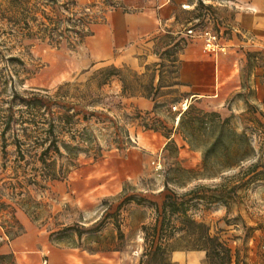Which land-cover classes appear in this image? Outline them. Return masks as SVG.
<instances>
[{"label":"rangeland","instance_id":"obj_1","mask_svg":"<svg viewBox=\"0 0 264 264\" xmlns=\"http://www.w3.org/2000/svg\"><path fill=\"white\" fill-rule=\"evenodd\" d=\"M107 3L0 0V73L8 80L0 86V231L14 227L16 214L23 212L51 231L59 244L114 248L130 264H149L148 252L159 243L153 232L158 214L150 202L162 207L170 195L188 202L189 215L231 249L234 261L239 257L242 263L264 264V102L253 104L254 93L246 90L236 91L224 105L233 111L232 127L249 146L246 158L233 167L221 169L215 161L205 171L198 149L183 151L177 144L166 149L165 136L176 127L180 114L173 107H182L186 98L164 90L157 98L160 108L155 116L123 117L122 104L112 100L115 88L102 84V72L111 66L82 67V45L73 48L78 36L73 31L58 36L74 25L78 30L88 28L103 16ZM73 15L75 24L62 22L56 32L46 30L53 29L47 17L64 20ZM10 57L24 64L9 62ZM14 93L27 99L40 95L47 109H26L17 98L15 115L25 123L19 121L15 131L2 138V117L8 114ZM68 113H79L70 125L64 120ZM50 122L64 153L59 157L52 152L47 159L56 162L57 180L48 178L49 169L39 160L48 145L43 141L50 139ZM78 142L86 152L69 158L62 145ZM130 196L150 202L121 206L120 237L108 214ZM179 251L191 252H175ZM175 252L164 264H174Z\"/></svg>","mask_w":264,"mask_h":264},{"label":"crops","instance_id":"obj_2","mask_svg":"<svg viewBox=\"0 0 264 264\" xmlns=\"http://www.w3.org/2000/svg\"><path fill=\"white\" fill-rule=\"evenodd\" d=\"M107 6L103 16L88 25L90 36L81 46L82 67L108 64L129 69L140 76L143 87L154 75L157 87L158 63L166 59L165 52L178 46L177 73H168L169 60L163 72L167 85L178 84H165L161 92L179 93L189 106L218 112L223 118L232 117L233 111L224 105L236 91H252L253 104L264 102V0H108ZM190 29L218 34L226 51L208 53L201 38L187 35ZM107 84L115 88L111 92L117 96L112 100L122 104L123 117L156 115L155 102L144 96L141 85L134 96H124L119 78ZM184 112L176 118L170 138L165 136L164 146L173 141L180 150L189 151L190 145L177 131ZM198 151L203 155L202 149ZM16 216L14 227L0 231V264H130L114 248L87 250L59 244L51 231L25 213ZM204 259L201 251L173 255L174 264H204Z\"/></svg>","mask_w":264,"mask_h":264},{"label":"trees","instance_id":"obj_3","mask_svg":"<svg viewBox=\"0 0 264 264\" xmlns=\"http://www.w3.org/2000/svg\"><path fill=\"white\" fill-rule=\"evenodd\" d=\"M74 17L75 15H73V18L69 17L64 20L60 17H47L48 21H50L53 25V31L48 26H46V30L50 31V33H54L59 30L60 23L62 22L75 24ZM80 20L82 22V19H78L76 21L80 22ZM82 23L84 26L85 20ZM85 25L87 26L88 24L86 23ZM75 28L76 26L74 25L72 29L61 31L58 36L63 38L69 32L73 31L75 35L78 36L73 45V48L75 47L76 49L83 44L86 37L90 36V31H87L88 28L85 29V27H83L84 29L82 30ZM177 51L178 46H175V48H172L164 53V56L166 57L165 60H169L170 62L168 69L169 74L177 73ZM165 60H162L160 63H158L160 80L157 87L154 86V75L151 78L150 83L143 87L140 82L141 78L137 73H134L129 69H118L115 67H111L110 69L104 70V72H102L104 75L102 84H107L108 81L114 77L119 78L123 83L124 96H134L137 92L138 86L141 85L142 89L144 90V96L151 98L155 102V110H158L160 105L158 104L157 98L160 97L162 88L166 87L164 84L165 80L163 75L164 68L166 67ZM8 61L18 62L21 65L24 64L23 61L17 57H10ZM4 76V73H0V86L8 82ZM131 77H134V79L132 80ZM177 84V82H172L167 86L173 87V85ZM17 98L25 105L26 109H47V105L43 97L40 95L34 94L33 98L27 99L18 93H14L10 102V106L7 110L8 114L2 117L3 119L1 122H3L4 126L1 132L2 138H5L6 134L10 130L15 131L19 121H21V123H25V119H23V117H20L21 119L19 120L15 115L14 103ZM78 115L79 113H73L71 115L69 113L64 114V120L68 125H70L71 121ZM30 122H35V119H31ZM231 122L232 121L230 118H223L218 112H206L193 104L190 105L182 114L177 131L184 136V140L188 142L192 149L203 150V168L205 171L209 170L210 167H212L211 164L215 161L221 166V169H224L233 167L236 164L235 162L240 163L244 160V158H246L249 148V146H247L248 141L243 135L237 133V131L232 127ZM154 130L157 129L154 128ZM169 132V134L167 133L168 138H170L172 129ZM47 134L49 135L50 139H45L43 141L44 145H48L40 155L39 160L45 165V167L49 169L48 178L50 180H57L59 177L56 169L54 168L56 162L53 161L48 163L47 159L52 152L57 154L59 157L64 156V153L59 146V140L55 134V126L53 122L49 123ZM127 134L125 136H127ZM126 138L130 137L127 136ZM81 144H83V142H78L77 145H69L64 143L62 148L66 152L67 156L72 158V156L76 157L80 153L86 152L81 147ZM173 144H175L173 141L168 143L166 149ZM3 149L5 150V144L3 145ZM202 176L204 177L205 175L202 174ZM130 202H135L137 205H143L150 201L143 197L130 196L127 197L123 203H121L115 213L108 214V217L115 220L116 229L120 237L123 236L118 220L120 209L123 204ZM150 203L155 206L156 212L158 214V222L154 226L153 232L155 236L158 234L159 243L154 247L153 250L148 252L149 264H164V261L166 262L169 253L178 250L204 252L206 264H248L246 262H240L239 257L234 261L231 249L228 248L219 237L213 236L211 234L210 228L207 225L197 222L189 215L188 202L178 201L175 196L167 195L162 207H159V205L155 203ZM82 236L83 232L79 231V238L81 239ZM153 244L154 242L152 241V245ZM175 244L182 245L177 247L178 245Z\"/></svg>","mask_w":264,"mask_h":264},{"label":"built area","instance_id":"obj_4","mask_svg":"<svg viewBox=\"0 0 264 264\" xmlns=\"http://www.w3.org/2000/svg\"><path fill=\"white\" fill-rule=\"evenodd\" d=\"M187 35L189 37L201 38L204 41V48L208 53L218 54L226 51L225 47L221 43L220 36L211 30L195 31L194 29H190L187 31ZM188 106V101H186L182 104V107L174 106L173 110L182 113L187 110Z\"/></svg>","mask_w":264,"mask_h":264}]
</instances>
